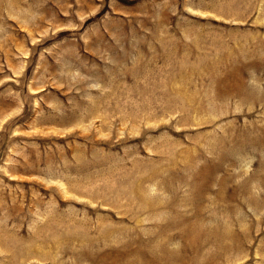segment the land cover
Masks as SVG:
<instances>
[{"label": "rangeland", "instance_id": "1", "mask_svg": "<svg viewBox=\"0 0 264 264\" xmlns=\"http://www.w3.org/2000/svg\"><path fill=\"white\" fill-rule=\"evenodd\" d=\"M0 264H264V0H0Z\"/></svg>", "mask_w": 264, "mask_h": 264}]
</instances>
